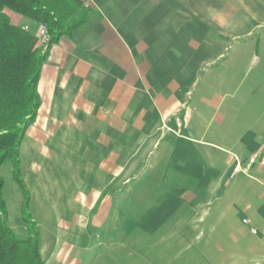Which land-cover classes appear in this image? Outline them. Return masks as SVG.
Wrapping results in <instances>:
<instances>
[{"label":"crops","instance_id":"1","mask_svg":"<svg viewBox=\"0 0 264 264\" xmlns=\"http://www.w3.org/2000/svg\"><path fill=\"white\" fill-rule=\"evenodd\" d=\"M81 2L88 15L50 45L36 83L40 104L20 142L28 209L48 218L62 207L65 235L79 237L75 226L96 223L117 183L145 163L182 205L231 192V184L215 191L236 176V158L257 152L249 171L264 175V0ZM7 12L36 32L37 21ZM251 53L261 56L254 66ZM34 220L43 264L63 259L51 224Z\"/></svg>","mask_w":264,"mask_h":264},{"label":"rangeland","instance_id":"2","mask_svg":"<svg viewBox=\"0 0 264 264\" xmlns=\"http://www.w3.org/2000/svg\"><path fill=\"white\" fill-rule=\"evenodd\" d=\"M254 55L249 57L253 66L261 57ZM150 168L145 163L138 175L117 183L115 202L102 207L97 222L83 230L75 226L79 237L65 235L62 207H51L48 218L39 208L29 207L34 219L39 216L51 224L57 235L54 248L67 250L53 264H264V175L249 171L257 180L243 172L229 180L226 176L215 192L222 194L227 184L231 192L208 199L192 197L182 205L183 197L164 190L167 179L163 175L152 179ZM0 173L8 223L23 238L27 231L11 160L0 165ZM235 191L242 195L240 200ZM231 200L237 201L235 206L227 207ZM243 216L250 218L256 233Z\"/></svg>","mask_w":264,"mask_h":264},{"label":"trees","instance_id":"3","mask_svg":"<svg viewBox=\"0 0 264 264\" xmlns=\"http://www.w3.org/2000/svg\"><path fill=\"white\" fill-rule=\"evenodd\" d=\"M13 10L45 22L50 39L45 47L34 31L10 20ZM88 9L81 0H0V165L11 160L13 176L23 193L22 217L27 235L19 238L8 223L0 173V264H43L39 229L28 210L29 195L21 176L19 146L34 121L40 96L36 83L50 45L83 23Z\"/></svg>","mask_w":264,"mask_h":264},{"label":"built area","instance_id":"4","mask_svg":"<svg viewBox=\"0 0 264 264\" xmlns=\"http://www.w3.org/2000/svg\"><path fill=\"white\" fill-rule=\"evenodd\" d=\"M36 35H37L38 44L41 45L42 47H45L47 45L49 39H50L48 26L45 22H39L38 23ZM175 122H176L178 127L181 126V124H182L181 118L179 116L175 117ZM257 160H258V153L257 152H253L251 155H249L247 157V159L245 161H242V160H239L238 158H236L234 165L232 167V170L230 172V176H234L235 174H237L239 172L249 174L250 166L254 162H256ZM260 162H264V160H260ZM242 221L245 224L250 223V219L248 217H243ZM250 231L253 233L257 232L256 228L253 226H250Z\"/></svg>","mask_w":264,"mask_h":264}]
</instances>
